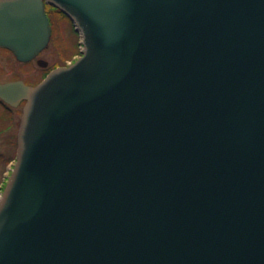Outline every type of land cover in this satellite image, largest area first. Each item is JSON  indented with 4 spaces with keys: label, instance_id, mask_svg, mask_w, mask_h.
Listing matches in <instances>:
<instances>
[{
    "label": "water",
    "instance_id": "water-1",
    "mask_svg": "<svg viewBox=\"0 0 264 264\" xmlns=\"http://www.w3.org/2000/svg\"><path fill=\"white\" fill-rule=\"evenodd\" d=\"M46 4L84 51L0 84L25 101L0 264H264V0H0L18 61Z\"/></svg>",
    "mask_w": 264,
    "mask_h": 264
},
{
    "label": "rangeland",
    "instance_id": "rangeland-1",
    "mask_svg": "<svg viewBox=\"0 0 264 264\" xmlns=\"http://www.w3.org/2000/svg\"><path fill=\"white\" fill-rule=\"evenodd\" d=\"M45 12L52 29L49 46L45 48L43 54L40 56L41 60L47 62L45 69L42 70L41 67L28 64L25 68L27 74H22L15 61L11 60V68L8 66L6 69H2L0 79H14L15 76L24 77L25 75L27 82H29L33 77L38 79L39 75L41 78V74L46 76L56 66H66L81 56V52L84 51L81 44L82 39L71 20L47 4L45 5ZM5 113V110L0 107V195L3 192L10 170L16 161L17 150L15 140L19 113L18 110L14 111L10 120L6 119ZM8 124H12L14 128H10ZM9 128L10 130L8 131Z\"/></svg>",
    "mask_w": 264,
    "mask_h": 264
},
{
    "label": "flooded vegetation",
    "instance_id": "flooded-vegetation-1",
    "mask_svg": "<svg viewBox=\"0 0 264 264\" xmlns=\"http://www.w3.org/2000/svg\"><path fill=\"white\" fill-rule=\"evenodd\" d=\"M51 37H52V33H51ZM50 37V40H51ZM50 42V41H49ZM45 50V49H44ZM44 50H42L37 56H35L32 60L28 61V62H20L18 61L15 56L13 55V53L11 51H9L6 48L0 47V72L2 71V69H6L8 66H10L9 68H11L12 63H10L11 60L15 61V64L20 68L19 71L22 72V74H27V70H25V68L28 66V64L30 65H36L37 67H40L38 65V60H40V56L43 54ZM2 63V64H1ZM57 67V66H56ZM41 69H45L42 68ZM1 74V73H0ZM38 75V74H37ZM25 77V78H24ZM24 77L22 76H15L14 79H0V84L3 83H8V82H14V81H21L23 82L25 85L27 86H36L38 85L45 76H43L41 74V78L40 75L38 76V79L33 77V79H30L29 82H27L26 80V76L24 75ZM25 105V101H21L16 107H13L7 103H5L4 101H2L0 99V107L5 110V115H6V119L10 120L11 116L13 114L14 111L18 110L19 116H18V127H19V121H20V116H21V112H22V108ZM10 126V128H14V126L12 124H8ZM17 127V130H18ZM10 128L8 129V131L10 130ZM17 130H16V134H17ZM7 132V131H6ZM15 144H16V140H15Z\"/></svg>",
    "mask_w": 264,
    "mask_h": 264
}]
</instances>
